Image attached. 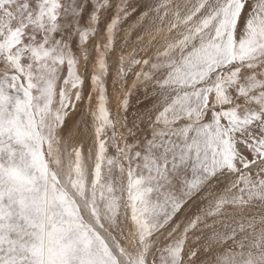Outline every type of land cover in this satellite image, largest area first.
Listing matches in <instances>:
<instances>
[{
    "label": "snow or ice",
    "instance_id": "6c2138e0",
    "mask_svg": "<svg viewBox=\"0 0 264 264\" xmlns=\"http://www.w3.org/2000/svg\"><path fill=\"white\" fill-rule=\"evenodd\" d=\"M0 264H264V0H0Z\"/></svg>",
    "mask_w": 264,
    "mask_h": 264
},
{
    "label": "bare ground",
    "instance_id": "6f19581e",
    "mask_svg": "<svg viewBox=\"0 0 264 264\" xmlns=\"http://www.w3.org/2000/svg\"><path fill=\"white\" fill-rule=\"evenodd\" d=\"M134 20H135V17H133L131 20H129V21L124 25V31L121 33V36H123V35L127 32L128 25L131 24V23H133ZM135 39H136V34H135V32H133V35H132V37H131V42L134 43V42H135ZM110 92H111V89H110ZM112 98H113V103H114V102H115V94H113Z\"/></svg>",
    "mask_w": 264,
    "mask_h": 264
}]
</instances>
